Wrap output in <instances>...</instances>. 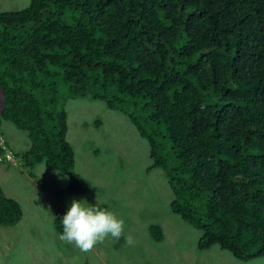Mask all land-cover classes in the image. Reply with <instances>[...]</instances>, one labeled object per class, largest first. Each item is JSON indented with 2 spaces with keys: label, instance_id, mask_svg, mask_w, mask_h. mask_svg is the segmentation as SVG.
Returning a JSON list of instances; mask_svg holds the SVG:
<instances>
[{
  "label": "trees",
  "instance_id": "trees-1",
  "mask_svg": "<svg viewBox=\"0 0 264 264\" xmlns=\"http://www.w3.org/2000/svg\"><path fill=\"white\" fill-rule=\"evenodd\" d=\"M61 81L66 96L126 116L147 144L144 171H162L170 211L200 231L198 250L264 257V0H28L0 9V120L28 139L13 157L64 174L65 190L80 195L66 96L55 98ZM9 161L4 152L0 162ZM20 214L0 189V226ZM64 214L54 215L58 233ZM147 230L161 239L158 225Z\"/></svg>",
  "mask_w": 264,
  "mask_h": 264
},
{
  "label": "rangeland",
  "instance_id": "rangeland-1",
  "mask_svg": "<svg viewBox=\"0 0 264 264\" xmlns=\"http://www.w3.org/2000/svg\"><path fill=\"white\" fill-rule=\"evenodd\" d=\"M27 2L0 0V9H21ZM56 87V100L67 95L62 81ZM63 105L72 171L86 185L80 195L65 190L64 174L41 163L32 169L20 165L13 153L28 147L26 134L0 120V156L5 152L13 158L0 162V189L21 211L14 224L0 226V264H264L261 256L237 260L215 244L196 248L200 231L170 211L172 195L162 171H144L149 163L147 144L126 116L84 97L66 96ZM73 199L102 202L101 207L125 220L124 235L133 236L135 244L127 245L123 236L118 241L108 238L82 253L63 242L53 219L59 208L66 213ZM149 224L159 226V241L151 238Z\"/></svg>",
  "mask_w": 264,
  "mask_h": 264
},
{
  "label": "clouds",
  "instance_id": "clouds-1",
  "mask_svg": "<svg viewBox=\"0 0 264 264\" xmlns=\"http://www.w3.org/2000/svg\"><path fill=\"white\" fill-rule=\"evenodd\" d=\"M12 160L11 156L10 161ZM101 203L96 200L95 204H89L83 199H73L61 219L62 233L59 238L65 243L73 244L82 253L90 252L108 238L118 241L122 236L127 245L133 246V236L124 235L125 220L107 207H101Z\"/></svg>",
  "mask_w": 264,
  "mask_h": 264
},
{
  "label": "built area",
  "instance_id": "built-area-1",
  "mask_svg": "<svg viewBox=\"0 0 264 264\" xmlns=\"http://www.w3.org/2000/svg\"><path fill=\"white\" fill-rule=\"evenodd\" d=\"M6 159L11 160V156L9 154H6Z\"/></svg>",
  "mask_w": 264,
  "mask_h": 264
}]
</instances>
